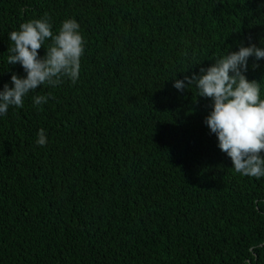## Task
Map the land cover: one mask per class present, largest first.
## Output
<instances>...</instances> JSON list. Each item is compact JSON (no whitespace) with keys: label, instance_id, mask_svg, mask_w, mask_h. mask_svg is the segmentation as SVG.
<instances>
[{"label":"trees","instance_id":"obj_1","mask_svg":"<svg viewBox=\"0 0 264 264\" xmlns=\"http://www.w3.org/2000/svg\"><path fill=\"white\" fill-rule=\"evenodd\" d=\"M46 13L54 35L78 22L84 54L75 83L0 115V264H264V177L236 173L212 101L173 86L264 49V0H0V91L26 77L9 34ZM244 74L264 99V59Z\"/></svg>","mask_w":264,"mask_h":264},{"label":"clouds","instance_id":"obj_2","mask_svg":"<svg viewBox=\"0 0 264 264\" xmlns=\"http://www.w3.org/2000/svg\"><path fill=\"white\" fill-rule=\"evenodd\" d=\"M52 27L46 13L43 18L22 23L19 30L9 34L13 46L8 49L11 53L8 64L21 65L26 77L13 74L12 87L3 86L0 115L6 114L10 106L23 108L24 97L42 85L56 87L64 78L72 83L78 79L85 44L80 25L75 19H66L55 35ZM48 40L51 44L45 49ZM42 47L45 55L40 57ZM250 57L257 61L264 59V49L254 44L241 46L238 51L217 59L212 66L201 68L199 75L174 80L173 86L184 91L195 84L198 97L212 101L205 124L215 134L218 148L230 158L236 173L259 179L264 177V99L259 82L249 81L244 74ZM257 67L258 64L253 65ZM47 99L37 95L33 103L38 106L47 103ZM37 136V145L44 146L47 142L45 130L40 129Z\"/></svg>","mask_w":264,"mask_h":264}]
</instances>
